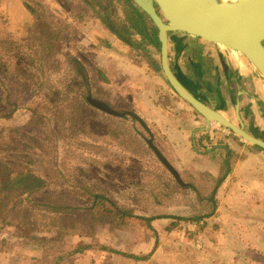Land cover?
Returning <instances> with one entry per match:
<instances>
[{
  "label": "rangeland",
  "instance_id": "374dc122",
  "mask_svg": "<svg viewBox=\"0 0 264 264\" xmlns=\"http://www.w3.org/2000/svg\"><path fill=\"white\" fill-rule=\"evenodd\" d=\"M28 1L32 12L18 7L16 0H0L5 37L0 42V162L12 171L43 179L46 185L29 195L2 188L0 180V264H55L81 245L115 253L86 248L62 264H188L185 227L179 224L168 230L173 219H154L171 217L177 204L185 208L187 195L177 193L174 185L161 193L164 184L173 182L157 160L139 150L135 125L129 130L130 121L103 114L88 103L89 98L111 108L113 103V110L124 114V99L117 88L140 87L123 77L130 72L131 78L142 69L135 55L140 49L147 51L143 59L153 73L161 71L170 86L161 68L156 29L147 18L158 59L150 55L151 45L129 29L119 0ZM106 17L119 19L137 45L112 40L103 22ZM117 50L131 71L117 70L116 64L122 62L115 56ZM175 53L176 48L170 53L172 71L198 98L217 101L218 91L226 102L221 113L234 121V103L246 100L240 118L247 131L253 126L264 137V106L256 102L259 95L264 100V85L253 66L241 63V70L226 61L230 68L226 78L218 58L199 53L203 61L202 57L196 61L189 54ZM197 67L202 70L196 71ZM254 80L257 88L251 86ZM114 82L116 90L109 91ZM5 83L12 84L10 89L14 86L12 91ZM254 118L258 127L252 124ZM114 133L119 137L115 139ZM126 145L134 154L122 150ZM153 188L156 198L148 195ZM96 196L102 199L96 201ZM117 206L132 209L135 217L105 221L109 210L117 213ZM70 208L79 212L70 214ZM61 231L65 237L58 241ZM122 253L152 258L148 263L136 262ZM176 255L181 256L180 262L173 263Z\"/></svg>",
  "mask_w": 264,
  "mask_h": 264
},
{
  "label": "crops",
  "instance_id": "0c3cea01",
  "mask_svg": "<svg viewBox=\"0 0 264 264\" xmlns=\"http://www.w3.org/2000/svg\"><path fill=\"white\" fill-rule=\"evenodd\" d=\"M21 1L20 4V1L16 0L18 7L23 10L26 8L30 12L34 10L28 0ZM2 30L3 25L0 26V42L5 39ZM94 39L100 38L94 36ZM114 39L121 42L113 35L112 40ZM177 42L180 43L179 46ZM13 45L19 47L15 42ZM156 45V42L151 45L152 51L149 52L154 59H158L154 50ZM124 46L129 50L126 45ZM174 48H176L175 54L183 53L184 57L189 54L187 57L190 60H200L202 56L199 53L206 55L179 40H175L170 46V53ZM122 52L125 54L126 50L123 49ZM146 52L143 49L135 52L136 59H140L138 64L142 66L139 72L136 71L131 78L130 72L127 75L123 74L124 79H129V82L131 79L140 87L133 91L129 89L128 84H126L127 88H117L122 92H118V96L124 99L121 101L123 107L121 111L126 115L116 118L124 119L123 121L128 123L130 121L129 130H134L133 125H135L139 150L157 160L158 167L170 177L172 182L178 183L176 192L181 194L185 192L188 197L185 208L184 205L177 204L178 207L170 212L171 217L154 219H173L168 230H173L179 224L185 227L188 238L186 242L188 264H201L200 262H203L202 264H264V151L244 142L227 130H215L212 139L210 132L214 126H208L206 120L164 82L161 71L153 73L143 59ZM117 54L119 55L115 56L120 58V62L122 61L116 64L117 70L121 72L126 68L131 71V68L126 66L124 57H120L123 54L121 52ZM83 61L84 57L80 58L79 63L83 65ZM197 70L201 71L202 68L197 67ZM215 70L218 71L217 67ZM254 82L255 84L251 86L257 88V81ZM10 84L4 85L6 89L12 91L14 86L10 89ZM116 87L114 82L108 90L115 91ZM188 88L192 91L190 87ZM0 92H3V89L0 88ZM246 92H240V95ZM217 95V101L204 102L215 105L221 111L226 107L225 97L218 91ZM114 102L119 103L115 100ZM244 102L242 100L240 102L241 115ZM256 102L264 106L261 95ZM112 106L116 107L113 103ZM129 114L138 117L146 128ZM235 118L236 121L232 118L228 119L239 126L237 113ZM254 121L252 124L258 127L259 122L255 118ZM254 128L251 126L247 132L254 131L258 134ZM122 150L129 155L134 154L133 148L129 145L124 146ZM156 152L176 171L181 183L159 160ZM178 255L173 263L180 262L181 256ZM151 258L152 256L150 260Z\"/></svg>",
  "mask_w": 264,
  "mask_h": 264
},
{
  "label": "water",
  "instance_id": "95a60500",
  "mask_svg": "<svg viewBox=\"0 0 264 264\" xmlns=\"http://www.w3.org/2000/svg\"><path fill=\"white\" fill-rule=\"evenodd\" d=\"M147 16L157 31L160 45L161 67L164 78L174 92L189 104L208 126L218 125L241 138L244 142L264 151V137L254 131L248 133L240 118V101L234 103L239 126L224 116L215 105H208L198 98L186 84L179 80L170 67V46L172 40H179L188 46L204 52L211 58H218L222 70L229 78L230 68L226 61L234 55L240 62L256 63L264 70V0H257V13L251 23L228 22L222 18L212 0H131ZM88 103L103 114L122 118L107 104L89 98ZM133 119L146 125L135 115ZM151 148L153 146L150 144ZM159 160L180 182L178 174L164 158L156 152Z\"/></svg>",
  "mask_w": 264,
  "mask_h": 264
},
{
  "label": "trees",
  "instance_id": "16d2710c",
  "mask_svg": "<svg viewBox=\"0 0 264 264\" xmlns=\"http://www.w3.org/2000/svg\"><path fill=\"white\" fill-rule=\"evenodd\" d=\"M119 2L122 5V9L124 11L126 20L129 24V29L130 28L133 29L145 45H154L155 38L153 37L151 33V27L147 21V16L143 14L132 3L131 0H119ZM103 22H104V25L107 27V29L113 35H115L118 39H120L122 42H125V44L130 43L132 47L137 45L134 42H131L129 40L127 36L128 28L123 23H121L119 19H116V18L111 19V18L106 17L103 20ZM112 136L115 139L117 138L115 133ZM0 180L2 182V185H1L2 188L10 189V187H12L13 189H17L19 191L28 192L29 195H32L35 192L40 191L46 185V181H44L43 179H40L31 174L12 171L11 169H8V167H6L4 163L2 162H0ZM177 184H178L177 182H173L172 185L164 184L163 185L164 189L161 190V193L169 192L171 188L174 186L176 187ZM148 195H153L155 198L158 197L157 189H154V188L151 189V194H148ZM101 199H102L101 196H96V201L101 200ZM103 199L108 201L107 199H105V197ZM115 210H117L116 214L112 213V210L108 211L109 216L105 219V221H111V220L116 221L117 218H127V217L130 218L134 216V211L129 208H120L117 206ZM77 212L79 211L76 208L75 209L70 208V211H69L70 214L72 213L77 214ZM64 237H65L64 232L61 231L60 240L58 241H61L62 239H64ZM86 248H92V249L102 248L103 251H106V252L110 251L112 253H115L111 250H108L105 247H99L95 245H88V246L81 245V246H78L76 249H74L70 254H66V255H63L57 258L55 264H62L70 258L79 256L80 254H82L83 250ZM122 255L136 262H139V261L146 262L150 260V255H142L140 257L135 256V255L124 254V253H122Z\"/></svg>",
  "mask_w": 264,
  "mask_h": 264
},
{
  "label": "bare ground",
  "instance_id": "6f19581e",
  "mask_svg": "<svg viewBox=\"0 0 264 264\" xmlns=\"http://www.w3.org/2000/svg\"><path fill=\"white\" fill-rule=\"evenodd\" d=\"M215 8L221 13L222 18L228 22L251 23L255 20L257 13V0H212ZM229 62L232 66L242 68L243 65H248L247 62H240L234 55L229 57ZM253 66L259 75L262 84L264 85V70L256 63H249ZM243 70V68L241 69ZM221 112V111H220ZM231 121V120H230Z\"/></svg>",
  "mask_w": 264,
  "mask_h": 264
},
{
  "label": "built area",
  "instance_id": "2783aa9c",
  "mask_svg": "<svg viewBox=\"0 0 264 264\" xmlns=\"http://www.w3.org/2000/svg\"><path fill=\"white\" fill-rule=\"evenodd\" d=\"M222 128L219 127L218 125H215L214 127H212V130L210 132V137L213 139L214 138V133H215V130H221Z\"/></svg>",
  "mask_w": 264,
  "mask_h": 264
},
{
  "label": "flooded vegetation",
  "instance_id": "af4514ba",
  "mask_svg": "<svg viewBox=\"0 0 264 264\" xmlns=\"http://www.w3.org/2000/svg\"><path fill=\"white\" fill-rule=\"evenodd\" d=\"M222 69V68H221ZM219 71V70H218ZM104 104H106V103H104ZM108 105V104H107ZM109 106V105H108ZM111 108V107H110Z\"/></svg>",
  "mask_w": 264,
  "mask_h": 264
}]
</instances>
